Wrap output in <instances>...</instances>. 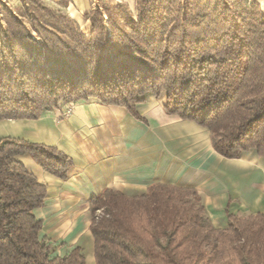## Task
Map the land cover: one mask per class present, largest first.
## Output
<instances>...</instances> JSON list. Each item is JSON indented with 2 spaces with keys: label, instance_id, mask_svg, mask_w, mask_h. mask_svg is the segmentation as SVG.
Segmentation results:
<instances>
[{
  "label": "trees",
  "instance_id": "obj_1",
  "mask_svg": "<svg viewBox=\"0 0 264 264\" xmlns=\"http://www.w3.org/2000/svg\"><path fill=\"white\" fill-rule=\"evenodd\" d=\"M0 120L37 119L90 96L126 107L152 92L163 109L205 127L225 158L264 159V11L257 0L99 1L84 31L42 0L0 9ZM29 154L65 178L54 146L0 138V264H86L56 255L34 212L46 186L15 159ZM95 264H264V210L227 212L215 227L194 188L154 183L90 198Z\"/></svg>",
  "mask_w": 264,
  "mask_h": 264
},
{
  "label": "crops",
  "instance_id": "obj_2",
  "mask_svg": "<svg viewBox=\"0 0 264 264\" xmlns=\"http://www.w3.org/2000/svg\"><path fill=\"white\" fill-rule=\"evenodd\" d=\"M42 1L88 31L87 14L100 0ZM101 1L125 2L133 8L135 0ZM257 1L264 11V0ZM164 99V94L155 97L152 92L140 96L134 104L140 118L122 105L90 96L77 101L66 115L59 105L37 119L0 120V138L54 146L71 159L67 176L59 178L29 154L15 156L46 186L44 204L34 212L43 221L40 236L46 237L54 254L79 247L86 264H95L89 200L107 188L128 196L141 194L154 183L194 188L217 228H226L227 212L264 210V159L254 150L238 158L221 156L212 147L209 131L166 113Z\"/></svg>",
  "mask_w": 264,
  "mask_h": 264
},
{
  "label": "rangeland",
  "instance_id": "obj_3",
  "mask_svg": "<svg viewBox=\"0 0 264 264\" xmlns=\"http://www.w3.org/2000/svg\"><path fill=\"white\" fill-rule=\"evenodd\" d=\"M19 3H20V0H0V9L1 8H4V7H16L17 5H19ZM0 18H1V16H0ZM153 94V93H152ZM163 94V93H162ZM161 94V95H162ZM144 95V94H143ZM154 95V94H153ZM91 97H94V96H91ZM140 97V96H139ZM138 97V98H139ZM156 97V96H155ZM97 98V97H96ZM83 100V99H82ZM79 101V100H78ZM76 102L77 101H73L72 103H73V108H74V104H76ZM65 104L67 105L68 103L67 102H60L57 106H59V105H62L63 106V108L65 107ZM56 106V107H57ZM90 208V207H89ZM244 214V213H243ZM245 215V214H244ZM88 217L90 218V211H89V213H88Z\"/></svg>",
  "mask_w": 264,
  "mask_h": 264
},
{
  "label": "built area",
  "instance_id": "obj_4",
  "mask_svg": "<svg viewBox=\"0 0 264 264\" xmlns=\"http://www.w3.org/2000/svg\"><path fill=\"white\" fill-rule=\"evenodd\" d=\"M72 102L73 101H69V102H67L68 103L67 105L65 104V107L62 110L63 115L69 114L72 111V109H73V103ZM74 106H75V104H74Z\"/></svg>",
  "mask_w": 264,
  "mask_h": 264
}]
</instances>
